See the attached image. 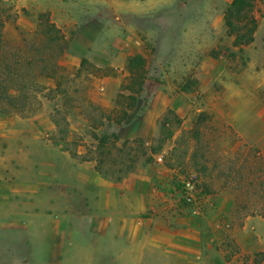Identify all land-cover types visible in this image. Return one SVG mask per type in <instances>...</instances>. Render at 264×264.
I'll list each match as a JSON object with an SVG mask.
<instances>
[{"label":"rangeland","instance_id":"obj_1","mask_svg":"<svg viewBox=\"0 0 264 264\" xmlns=\"http://www.w3.org/2000/svg\"><path fill=\"white\" fill-rule=\"evenodd\" d=\"M231 1L0 0V264H264V0L242 49Z\"/></svg>","mask_w":264,"mask_h":264},{"label":"trees","instance_id":"obj_2","mask_svg":"<svg viewBox=\"0 0 264 264\" xmlns=\"http://www.w3.org/2000/svg\"><path fill=\"white\" fill-rule=\"evenodd\" d=\"M260 0H232L224 12V25L227 33L233 38V45L242 49V47L249 45L254 40V34L258 27V6ZM42 17V16H41ZM40 21V19H39ZM51 31L58 32L54 24H47ZM39 31H41L39 29ZM0 30V104L3 100H11L6 90L3 87V78L7 75L10 78L13 73L10 72V67L4 66L1 59L4 49L3 38ZM140 59V58H139ZM140 64L141 60H139ZM9 71V72H8ZM164 127L165 124H162Z\"/></svg>","mask_w":264,"mask_h":264}]
</instances>
